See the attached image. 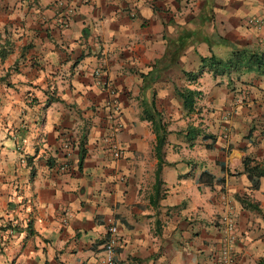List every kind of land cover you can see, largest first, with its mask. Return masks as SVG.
<instances>
[{
	"label": "crops",
	"instance_id": "crops-1",
	"mask_svg": "<svg viewBox=\"0 0 264 264\" xmlns=\"http://www.w3.org/2000/svg\"><path fill=\"white\" fill-rule=\"evenodd\" d=\"M17 2L0 0V50L8 52L0 58V79L7 76L0 80V264H96L114 216L121 219L118 264H218L221 232L210 214L228 210L236 220V264L264 261V180L252 190L246 175L238 174L243 157L264 165L263 69L232 65L237 91L253 100L242 107L232 102L237 94L208 90L209 68L200 62L212 55L232 60L244 50L264 61V24L247 23L264 16V0H30L24 13ZM20 17L37 28L18 25ZM63 20H69L65 27ZM22 60L24 68L13 72ZM99 66L108 81L116 67L127 75L135 67L144 75L158 67L150 83L179 69L194 80L185 87L199 91L202 102L209 94L224 99V110L233 115L227 121L223 114L217 145L229 153L213 175L224 178L217 188L226 200L220 203L221 193L212 199L210 187L198 182L209 171L208 159H190L191 170L168 179L166 172L181 160L164 159L169 165L162 169L163 198L156 205L150 204L153 188L142 186L147 175L140 165L141 186L117 181L126 179L121 162L101 157L100 116L109 108L93 84ZM93 110L85 148L96 159L86 157L80 165L81 117ZM204 122L187 130L193 128V142L206 148ZM167 130L165 147H171ZM239 197L257 209L244 208Z\"/></svg>",
	"mask_w": 264,
	"mask_h": 264
},
{
	"label": "rangeland",
	"instance_id": "rangeland-1",
	"mask_svg": "<svg viewBox=\"0 0 264 264\" xmlns=\"http://www.w3.org/2000/svg\"><path fill=\"white\" fill-rule=\"evenodd\" d=\"M16 1H18L17 3H19L16 8L18 13H24V9L27 6L26 5L25 7H23L24 1L29 2L30 0ZM65 7H67V5ZM247 20H249V18ZM68 22L69 20H67V23L63 20L60 22V24L62 25V27H65ZM37 23L39 24V26H41L39 22ZM20 24H22V26L37 28V26L30 23V20L25 19V17L18 18V25ZM232 65L237 66V64L235 63L231 64L229 68H224V70L217 67V72L215 73L213 72L214 69L213 71H208L204 75V79L207 81L206 83L209 86L208 90H211L212 88L213 90H228L229 94H237L235 95L234 100L232 101L233 103L236 102L235 106L238 104L239 106L247 107L250 105V103H253V100L251 99V97L249 98L248 94L241 95L242 92L237 91L238 88L235 86L234 82H232L233 79L236 78L233 75V72L236 71L231 72V70L233 69ZM20 68H24L23 60L21 63L14 64L12 67L13 72L18 71ZM154 70L158 72V67L154 68ZM243 70L240 69V71ZM122 71L123 69L120 67L114 68V78L111 81H108L107 78H104V71L101 66L96 67L92 71L93 84L96 88H98L104 93L105 98L107 99L105 108H109V110L106 114H104V116H100V123L104 124L105 126H101L99 132V136L101 138L105 134V137L103 139L105 148L103 150V153L101 154V157L103 156L104 159H112L113 162H121V169L119 170V173H122V178L126 179L121 180L120 177L117 181L124 184L125 186L129 185L130 183L129 188L131 189L132 186H135L137 188V186L140 185V177H137L138 165H140L144 173L147 175L143 179L144 183L142 186L146 188H152L154 180L153 161L155 159V156L153 148L155 140L153 138L151 124L141 119L143 101L147 103H151L152 101L154 102V111L156 112V114L160 115L162 121L166 124L167 129H170L172 131L170 137L171 147H165L164 150L166 152H164V159L181 160V162H179V166L174 169L173 172H166V179L169 178L170 174H182L183 170L185 169L188 171L191 170L192 168L190 166L192 165L194 167L195 164H193L190 159H208L209 172H211L212 174L217 173L221 168V166L219 165L220 161L223 160L226 154L229 153V151H227L228 153H223L226 151V148L217 145V140L219 138V127H222L223 125V114H225V118H227V121H230L233 115L231 109L229 111L224 110L223 106H225V104H222L223 98L219 97L220 99H218L217 97H211V94H209V97L205 99V102H202L204 99H200V96L196 97L194 110L191 112H187L183 109L181 101L177 97L175 92L176 89H188L185 87L187 84L186 82L194 81L190 78L188 80V76L185 77L183 75L184 72L179 71V69H173L172 71L163 73L159 81L151 83L150 87L142 91L143 83L141 84V82H139V69H137L136 67L134 69H130L128 75L124 71ZM200 72L201 71H199L198 74H200ZM185 73L187 75L192 74L188 72ZM156 74L157 73H155L154 75ZM198 74H195V76H198ZM240 76H243V74L239 75V77ZM127 77L128 79H126ZM245 79L246 81H248L247 77ZM147 80L149 81L150 78H148ZM215 80L223 81L219 82V84L216 86ZM247 83L248 82H245L244 84L246 85ZM218 86L220 88H216ZM250 106H253V104H251ZM202 110H204L205 116H201ZM94 112L95 111L93 110L92 115L86 118L81 117L83 122L80 126L81 130L84 131L82 137H85V158L89 157L91 159H96V155H93L91 153L88 156V151L85 148V145L88 131L94 128ZM201 118L205 120L203 124H206V126H204L203 128V131L204 129L207 130L208 135H212L216 140L215 146L211 150L206 149L204 143L201 144L198 142H193L195 134H191L189 137L185 135L187 127L199 123V120ZM211 141L212 139H208L207 143L210 144ZM93 144L95 145V143ZM166 144H168V135ZM111 145H116L121 149V155L119 158H115L113 156L111 151ZM206 154L207 158L205 157ZM124 164L125 166H123ZM163 185L161 187L162 190H164ZM220 193L221 195L219 198L220 203H222L223 200H226L225 197L224 199H222L224 192L219 191L217 186L210 188V196L212 199L217 200ZM224 215V212L221 214H219L218 212H212V214H210V221L217 224V226L220 228L219 232H221V219ZM111 227H116L119 232V229L121 227V219L119 218V216L113 217V220L111 221V223H109L107 231ZM178 241L183 246L187 243V239L184 238V236H181ZM120 245L116 250V255L117 252L121 250Z\"/></svg>",
	"mask_w": 264,
	"mask_h": 264
},
{
	"label": "trees",
	"instance_id": "trees-1",
	"mask_svg": "<svg viewBox=\"0 0 264 264\" xmlns=\"http://www.w3.org/2000/svg\"><path fill=\"white\" fill-rule=\"evenodd\" d=\"M176 51L178 48H175ZM169 54V51L167 50L166 54L164 57H167ZM6 55H8V52L5 50H0V58L3 59ZM234 58L231 60L229 59L228 61H222L220 59H217L215 56H210L209 58H202L200 59L202 68L204 67H209V71H213L214 73L217 72V67L221 68L224 70V68H229L231 64H233V61L237 63H243L245 62L244 66L245 68L249 71L252 69V67L255 68H262L263 71H261L259 74L263 75L264 74V61L263 59H258L257 55L249 53L247 51H242V52H234L233 55ZM17 64V62H16ZM13 71V69H12ZM156 73L154 68L148 73V75L140 74V78H142L143 82V90L147 89L150 87V81L153 80V76ZM8 74V73H7ZM152 75V76H151ZM196 77V76H194ZM7 78L3 77L0 80H5ZM150 78L148 81L147 79ZM146 79V80H145ZM176 95L180 99L182 107L184 110L187 112H191L194 110V104H195V99L196 97H199L200 92L191 90V89H184V90H179L176 89ZM155 109V104L152 101L151 103H147L145 101L142 102V120L147 121L151 124L152 127V132L155 136V143H154V156L156 159V167L154 170V184H153V195L151 196L150 199V204L156 205L158 201L163 198L162 194V185H163V180H162V169L165 165H169L166 163L164 160V147L166 145L167 141V135L169 134L167 130L166 124L162 121L161 117L159 114H156L154 111ZM188 137L191 134H195V130L192 128L188 129ZM207 139H212L210 144L206 145V149H213L215 146L216 140L212 135H208L207 137H204V140ZM84 143H85V137H82L79 146H80V151H79V159H80V165H82L83 160L85 159V149H84ZM241 165H242V171L241 173L238 174H244L246 175L248 181L250 182V189L252 190H258L260 188L261 181L264 180V165L256 162L255 159H252L249 156L243 157L241 160ZM221 166V165H220ZM221 170H223V166H221ZM199 183H203L206 186L213 188L214 186H220L223 185L224 183V178H217L215 175H213L209 171H203L199 178H198ZM154 199V200H153ZM238 202L242 204L244 208H250V209H257L256 205H252L249 202L247 203L246 199L244 200L243 198H237ZM30 226V223L28 224ZM107 234L108 231L106 232V237L101 241L100 244L104 247V244L107 240ZM103 247H102V253H103ZM99 260V259H98ZM97 260V261H98ZM117 261V260H116ZM118 264V263H117ZM258 264H264V261L258 262Z\"/></svg>",
	"mask_w": 264,
	"mask_h": 264
},
{
	"label": "built area",
	"instance_id": "built-area-1",
	"mask_svg": "<svg viewBox=\"0 0 264 264\" xmlns=\"http://www.w3.org/2000/svg\"><path fill=\"white\" fill-rule=\"evenodd\" d=\"M249 25L260 27L264 24V16L260 18H251L247 21ZM111 151L115 158L121 155V149L116 145H111ZM236 233V220L228 210L221 219V246L218 256V264H236L234 255ZM120 245V236L116 227L108 230L107 240L103 247L102 256L96 264H117L116 250Z\"/></svg>",
	"mask_w": 264,
	"mask_h": 264
}]
</instances>
